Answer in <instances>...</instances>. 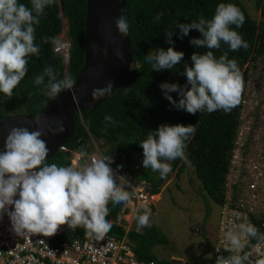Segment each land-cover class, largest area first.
Listing matches in <instances>:
<instances>
[{
	"label": "clouds",
	"instance_id": "1",
	"mask_svg": "<svg viewBox=\"0 0 264 264\" xmlns=\"http://www.w3.org/2000/svg\"><path fill=\"white\" fill-rule=\"evenodd\" d=\"M30 3L31 8L19 3V0H0V93L8 100L13 97L14 89L27 75L31 56L38 57L40 54V47L35 43L34 25H39L45 8L54 4L55 0H30ZM162 16L163 13H158L154 18L155 22H159ZM244 23L245 16L237 6L220 3L210 20L201 17L191 23H179L176 26L181 39L190 31L198 30L202 38H192L190 44L197 49H208L204 53L192 54V66L184 64L183 74L187 77V84L183 87L170 83L160 85L165 98L177 110L192 115L218 110L228 113L240 104L244 81L237 61L229 59L228 52L217 58L212 50L221 49L222 42L228 45L230 51L241 48L247 50L248 42L231 27L241 28ZM115 25L121 36L128 35L129 24L125 15L117 17ZM62 32L65 33V40L69 42L66 30L63 29ZM173 34L174 32L166 31V43H174ZM42 42H51L57 52L64 47L56 37L44 36ZM93 49L99 52L96 45H93ZM103 51L107 54V49ZM115 54L118 59L123 60L121 50L117 49ZM184 55V52L176 51L174 47L167 50L158 48L155 52H149L145 60L154 71H163L175 68ZM68 62L65 66L63 61L65 76L62 79H58V73L50 66H46L34 77V84L42 86V94L51 100L56 99L64 90L74 88L75 81L67 75ZM112 92L113 82L107 81L104 87L93 89L92 98L100 100ZM172 92L179 94L178 102L169 94ZM35 120L39 125L41 115L35 116ZM104 120L107 123H116L111 116L106 115ZM49 130L56 135L63 133L65 128L61 121L58 127ZM104 130L107 131V124ZM195 132L196 128L192 124L160 125L140 142L143 148V167L159 172L161 179L166 178L172 167L170 163L162 161L180 159L187 163L186 142ZM42 135L44 132L41 130L29 131L22 127L9 129L4 150L0 151V219L7 214L12 225L11 231L18 236L41 234L50 237L62 225H68L73 230L82 227L86 236L103 240L113 227L107 220L109 202L116 206L126 204L130 199L129 192L125 190V176L119 175L111 167V157H93L90 163L79 167L48 164L46 160L49 148L41 138ZM144 184L147 187L146 182ZM158 194H153L156 203ZM151 208L145 209L144 214L137 217V232L151 226ZM236 215L240 216L239 213ZM228 224L226 231L221 226V232L224 251L232 254L227 257L218 256L216 264H264V259L259 258V255L253 256L254 252L259 254L260 246L264 245V234L247 217L241 223L230 220ZM196 231L199 229H195ZM249 238L255 239L257 244L252 246ZM245 248L250 250L244 251ZM216 250L219 252L220 248ZM170 259L175 261L178 258ZM203 259L200 256L198 261H194L202 264Z\"/></svg>",
	"mask_w": 264,
	"mask_h": 264
},
{
	"label": "trees",
	"instance_id": "2",
	"mask_svg": "<svg viewBox=\"0 0 264 264\" xmlns=\"http://www.w3.org/2000/svg\"><path fill=\"white\" fill-rule=\"evenodd\" d=\"M19 3L31 8L30 0H19ZM220 3L237 6L245 16V23L241 28L231 27L248 42V49L230 51L228 45L222 42L221 49L212 50L217 58L224 52H228L229 59L237 61L244 81L241 102L228 113L218 110L213 113L205 111L192 115L186 111L177 110L165 98L160 85L170 83L183 87L187 84V77L183 74L184 64L192 66L191 56L194 52L208 51V49H197L190 44L192 38H202L198 30L190 31L181 39L180 31L176 26L179 23H191L201 17L210 20ZM85 6L86 0H59V2L55 0L54 4L45 8L39 25H34L35 43L40 47V54L38 57L33 55L29 59L27 75L14 89L10 100L0 93V119L14 114L35 116L51 100L42 94V86L34 84V77L40 74L46 66L52 67L58 73V79L65 76L63 61L54 54L51 42H42L44 36L57 38L61 34L62 18L66 22V37L70 42L67 75L75 81L84 63ZM255 6L260 9L261 21L258 25L250 17L241 0H125L124 15L129 24L127 37L132 50V67L100 106L93 111L81 110L75 114L73 133L64 146L70 151L84 150L87 152L90 137L95 141H104L112 147L119 144L124 146L127 152H133L136 155L138 164L135 167L138 171L139 169L143 171L145 169L142 165L144 157L140 142L144 141L149 133L154 132L162 124H183L185 126L192 124L196 132L186 142L185 153L188 162L180 159L162 162L170 163L171 172L176 171L177 175L182 172L185 165H190L204 193L216 205H221L228 157L236 135L239 112L249 81L247 67L251 61L256 62L264 55V0H255ZM158 13H163V16L159 22H155L154 18ZM166 31L174 32L173 44L166 43ZM169 47L184 52L183 60L173 69L154 71L145 60V56L149 52L157 51L158 48L167 50ZM169 94L177 102L179 101L180 96L177 92ZM106 115L113 117L116 123L105 122ZM106 124L107 131L104 130ZM70 157L69 152L57 151L46 160V163L68 166ZM126 163L129 165L130 161ZM150 173L154 175L159 172H154L150 168L146 175H139L135 170L128 171L132 180L145 182L144 177H146L149 182L146 189L152 194H158L162 184L169 179L170 173L164 179H161L159 175L157 180L150 179ZM126 204L113 206L109 202L107 220L113 227L108 235L116 237L123 235V228L116 222L121 212L128 211L123 208ZM83 230L82 227L75 229L76 232ZM128 237L132 242V250L139 260H152L158 264H184L171 259H158L153 254V248L156 245H166L168 242L166 236L154 225L144 228L143 232L130 230ZM216 259L217 257H212L206 261L202 260V264H216Z\"/></svg>",
	"mask_w": 264,
	"mask_h": 264
},
{
	"label": "built area",
	"instance_id": "3",
	"mask_svg": "<svg viewBox=\"0 0 264 264\" xmlns=\"http://www.w3.org/2000/svg\"><path fill=\"white\" fill-rule=\"evenodd\" d=\"M60 36L58 38L64 47L57 52L54 51L53 46V51L63 59L66 66L70 44ZM247 92L248 86L245 93ZM257 103L263 111L264 103L262 101H257ZM258 110L255 109V111ZM242 111L241 104L240 112ZM253 117L255 118L253 122L257 125V116L253 115ZM237 126L228 157L225 183L222 186L223 203L219 205L217 239L207 260L220 255L227 257L232 254L224 251L223 233L221 232V226L226 231L230 220L234 223H241L243 218L247 217V220L261 234H264V122L258 124L259 130H243L239 128V124ZM85 129L88 132L86 127ZM58 151L71 154L68 166L79 167L90 163L93 157L108 158L99 151L92 137H90L87 152L84 150L70 151L64 145L60 146ZM111 167L119 175L125 176V190L130 194L129 201L123 207L128 211L121 212L116 222L124 230L122 236L106 235L103 240H97L86 236L85 230L76 232L68 225H62L57 233L50 237L41 234L18 236L11 231V221L8 215L4 214L0 219V264H158L152 260L137 259L132 250V242L128 237L135 216L144 212L145 209L150 210L156 201L155 196L146 190L144 182L138 183L132 180L131 176L115 165L111 164ZM237 213L240 214L239 217ZM249 241L252 246L257 244L255 239L249 238ZM216 248H220V251L217 252ZM249 250L245 248L244 251ZM257 255L264 259V245L260 246L259 254L253 253L254 257ZM175 262L188 264L179 258Z\"/></svg>",
	"mask_w": 264,
	"mask_h": 264
},
{
	"label": "rangeland",
	"instance_id": "4",
	"mask_svg": "<svg viewBox=\"0 0 264 264\" xmlns=\"http://www.w3.org/2000/svg\"><path fill=\"white\" fill-rule=\"evenodd\" d=\"M250 17L257 23L260 19V9L256 8L255 0H241ZM63 29L66 30V22L62 18ZM65 32V31H64ZM65 34V33H64ZM63 32L59 35L64 38ZM58 38V36H57ZM245 69V68H244ZM248 92L244 94L242 103L243 111L239 116V128L259 130L261 122H264V110L260 104L264 103V55L256 62L251 61L247 67ZM258 107V108H257ZM255 109H259L255 111ZM262 114V115H261ZM257 116V125L253 120ZM256 135V133H253ZM99 151L112 158V165L119 167L127 175L128 171H137L139 175H146L149 169L143 171L136 169L138 160L133 152H127L122 145L111 146L104 141H95ZM130 161L129 165L126 162ZM150 179L157 180L159 173L152 175ZM149 185L148 179L144 177ZM156 197L158 202L151 208L150 225L157 227L167 238L166 245H156L153 254L159 259L179 258L187 262L199 256L207 260L217 239L219 206L213 203L203 192L202 186L195 177L193 168L185 165L181 173L171 172L169 179L162 184ZM132 223V229L136 230L137 217ZM127 219V218H126ZM129 220V219H128ZM147 228V227H145ZM195 229H199L195 232ZM144 228L140 231L143 232Z\"/></svg>",
	"mask_w": 264,
	"mask_h": 264
},
{
	"label": "water",
	"instance_id": "5",
	"mask_svg": "<svg viewBox=\"0 0 264 264\" xmlns=\"http://www.w3.org/2000/svg\"><path fill=\"white\" fill-rule=\"evenodd\" d=\"M85 7L84 63L75 78L74 88L64 90L56 99L45 104L35 115H41L39 125L35 116L29 114H14L0 119V151L4 150V141L10 128L41 130L44 132L41 138L49 148L47 160L50 159L70 139L75 114L81 110L93 111L108 98L105 96L93 100V89L102 88L107 81H112L114 91L130 71L133 61L129 40L127 36L119 34L115 25L116 18L124 15L125 0H86ZM93 45L99 52L93 49ZM104 49H107V54ZM117 49L123 52V60L117 58ZM61 121L65 131L53 135L49 129L58 127ZM188 264L197 262L191 260Z\"/></svg>",
	"mask_w": 264,
	"mask_h": 264
},
{
	"label": "crops",
	"instance_id": "6",
	"mask_svg": "<svg viewBox=\"0 0 264 264\" xmlns=\"http://www.w3.org/2000/svg\"><path fill=\"white\" fill-rule=\"evenodd\" d=\"M203 192H204V191H203ZM157 197L159 198V196H157ZM196 232H197V231H196ZM199 257H200V256H199ZM199 257L196 258V259H190L189 261H191V260H192V261H194V260H197V261H198V260H199ZM197 261H195V262H197ZM187 262H188V261H187ZM197 264H201V262H197Z\"/></svg>",
	"mask_w": 264,
	"mask_h": 264
},
{
	"label": "bare ground",
	"instance_id": "7",
	"mask_svg": "<svg viewBox=\"0 0 264 264\" xmlns=\"http://www.w3.org/2000/svg\"><path fill=\"white\" fill-rule=\"evenodd\" d=\"M157 197V196H156Z\"/></svg>",
	"mask_w": 264,
	"mask_h": 264
}]
</instances>
